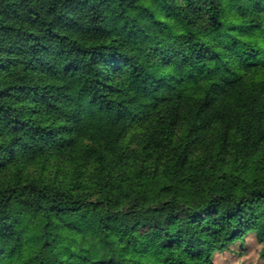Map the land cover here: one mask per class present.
I'll return each instance as SVG.
<instances>
[{"label":"trees","instance_id":"trees-1","mask_svg":"<svg viewBox=\"0 0 264 264\" xmlns=\"http://www.w3.org/2000/svg\"><path fill=\"white\" fill-rule=\"evenodd\" d=\"M264 260V0H0V264Z\"/></svg>","mask_w":264,"mask_h":264},{"label":"rangeland","instance_id":"rangeland-1","mask_svg":"<svg viewBox=\"0 0 264 264\" xmlns=\"http://www.w3.org/2000/svg\"><path fill=\"white\" fill-rule=\"evenodd\" d=\"M260 249L253 234L226 246L222 234L199 233L193 241L190 254L200 264H264Z\"/></svg>","mask_w":264,"mask_h":264}]
</instances>
